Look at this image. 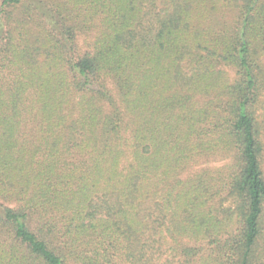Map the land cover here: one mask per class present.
Wrapping results in <instances>:
<instances>
[{"label":"trees","instance_id":"obj_1","mask_svg":"<svg viewBox=\"0 0 264 264\" xmlns=\"http://www.w3.org/2000/svg\"><path fill=\"white\" fill-rule=\"evenodd\" d=\"M0 264H264V0H0Z\"/></svg>","mask_w":264,"mask_h":264},{"label":"rangeland","instance_id":"obj_2","mask_svg":"<svg viewBox=\"0 0 264 264\" xmlns=\"http://www.w3.org/2000/svg\"><path fill=\"white\" fill-rule=\"evenodd\" d=\"M226 163H227L226 161L217 160V161H214V162H210L206 166H208V167H216L217 166L218 167V166L224 165Z\"/></svg>","mask_w":264,"mask_h":264}]
</instances>
